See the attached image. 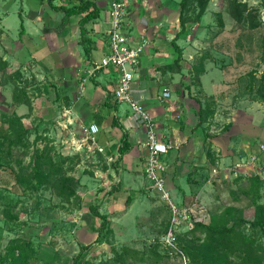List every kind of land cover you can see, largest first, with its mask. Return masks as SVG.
Wrapping results in <instances>:
<instances>
[{
    "label": "rangeland",
    "instance_id": "rangeland-1",
    "mask_svg": "<svg viewBox=\"0 0 264 264\" xmlns=\"http://www.w3.org/2000/svg\"><path fill=\"white\" fill-rule=\"evenodd\" d=\"M154 1L159 12L164 7L172 14L168 18L171 22L161 25L160 30L154 32V38H149V43L165 36L171 42L181 30V0ZM0 2L3 5L12 1ZM10 4L8 12L0 10V25L7 34L6 41L17 51L21 0ZM147 17L142 16V23L146 24ZM184 19L185 31L176 40L182 49L179 61H175L177 54L173 46H168L172 52L168 65L176 69L177 80L174 83L170 78V84L160 82L158 90L167 85L179 94L182 90L189 92L178 104L182 112L184 108L193 111L195 119L200 106L210 112L206 122L194 128V140L201 144L206 161L196 167L194 174L200 176L186 203H195L199 221L205 224L229 226L239 217L264 222V152L259 164L248 172L235 175L231 170L244 152L238 144L245 143L246 149L257 150L264 143V99L260 97L264 89V0H190ZM162 28L166 32L161 31ZM158 47L154 46L156 50ZM1 57L8 62V73L19 70L20 73L15 75L16 81L12 79L2 84L0 69V126L11 116H24L30 148L28 153H24L21 146L0 153V252L11 238L22 237L31 242L40 264H71L82 245H90L85 258L95 263L119 264L115 251L132 248L154 258L150 250L158 243V252L164 258L158 262L148 259L133 264H190L185 253L184 256L168 253L160 243L170 212L154 196L150 183L141 174L123 170V184L111 194L109 191L117 183L115 175L109 172L98 176L93 164L82 161L78 154L67 153L61 142L65 133L57 128L66 100L54 77L47 75L35 61L20 64L17 52L11 55L0 44ZM16 83L26 88L27 100L21 104L13 103ZM257 132H260L258 136ZM211 139L217 140V145ZM217 147L223 149L217 151ZM37 148L50 154L53 162L69 157L64 162L63 173L78 181L75 196L60 197L50 184L35 189L20 183L18 175L31 168ZM214 168L218 173H213ZM109 175L113 183L109 182ZM253 175H258L261 182L253 183ZM171 192L176 199L175 190ZM115 193L131 194L133 204L127 206L123 199L111 201L109 194L114 196ZM114 202L119 212L112 211H115ZM92 204H98L100 212L115 215L110 224L113 233L99 243L96 237L101 220L89 210ZM7 210L10 216L5 214ZM189 227L184 226L182 233ZM240 230L250 237L256 248L264 250L262 228H254L247 222ZM186 238L191 237L186 235ZM191 240L201 243L195 238Z\"/></svg>",
    "mask_w": 264,
    "mask_h": 264
},
{
    "label": "crops",
    "instance_id": "crops-1",
    "mask_svg": "<svg viewBox=\"0 0 264 264\" xmlns=\"http://www.w3.org/2000/svg\"><path fill=\"white\" fill-rule=\"evenodd\" d=\"M94 1L100 8V15L95 21L88 24L89 29L86 35L90 37V44L93 47L90 57L86 56L84 47L80 43L79 19L81 15L67 16L64 12L52 8L47 0H21L18 9L21 23L18 30L17 51L6 41L7 34L1 25L0 44L11 55L17 52V62L20 64L35 61L41 69L46 71L47 75L53 76L56 85L61 86V94L64 95L65 100L70 101L75 116L85 122L96 121L101 128V141L107 143L112 152H115L121 145V138L124 134L121 126L127 128L130 148L122 156L118 169L107 170V166H105L101 172L102 175H108L111 172V175L116 176L117 183L114 185L116 186L114 191H116L123 184V170L127 169L133 174H141L144 177L142 169L144 149L139 145V141L146 136V127L131 118V111L127 103L116 102L113 99L111 92L116 86L117 80L115 68L100 69L91 77L86 72L89 68V60L100 59L108 50L106 30L110 23V0ZM1 2L0 10L8 12L12 2H6L3 5ZM127 2L126 26L134 34L144 33L148 38L153 39L154 32L160 30L161 25H168L171 22L168 18L172 12H166L164 7L159 12L158 8L154 7V0H127ZM53 3L60 5L66 4V1L54 0ZM144 15L148 16L145 19L146 24L142 23ZM1 20L0 15V22ZM163 31L166 32V29ZM155 45L158 47L157 50L154 48ZM170 45L172 46V43L167 40L166 36L165 39H155L149 43L142 54L131 95L151 113L159 126L163 140L170 145V149L164 157L168 164V170L165 173L167 185L171 191L175 190L177 201L186 203L196 185L188 181V174L206 161V155L201 144L195 141L193 136L198 117L195 119L196 114L185 108V111L182 112L178 104V101L186 99L189 92L185 93L182 90V93L179 94L175 89L163 85V88L171 90L172 96L165 103H160L158 100V95L162 91L158 90L160 82L170 84V78L174 83L177 80L176 69L168 65L172 61V52L168 47ZM259 133L257 132L255 135L258 136ZM242 139H244V134H242ZM211 140L217 145V140ZM229 143L233 144V142ZM238 145L243 147L242 156L245 155V143ZM221 149L223 147H217V151H221ZM199 176L198 173L193 174L195 179H199ZM109 182L113 183L112 178ZM111 194H109L111 201L116 199L115 202L121 199L126 201L129 196V194L127 196ZM130 196L133 197L131 194ZM115 202L112 203L115 211H112L119 212L117 211L118 204ZM113 216L115 217V215Z\"/></svg>",
    "mask_w": 264,
    "mask_h": 264
},
{
    "label": "trees",
    "instance_id": "trees-1",
    "mask_svg": "<svg viewBox=\"0 0 264 264\" xmlns=\"http://www.w3.org/2000/svg\"><path fill=\"white\" fill-rule=\"evenodd\" d=\"M54 0H47L49 5L55 10L64 12L67 16L81 15L79 19L81 39L80 43L84 47V52L87 57H90L92 46L90 44V37L86 35L89 27L88 24L95 21L100 15V8L94 0H62L66 1V4H54ZM190 0L180 1V15L179 21L181 24V30H179L175 37L172 39V46L177 54L175 61H179L182 57V49L177 44V38L185 31V19L184 11ZM1 37V31H0ZM8 62L0 58V69L3 71L2 84H7L12 79L16 81L15 75L20 73L15 71L12 74L7 72ZM26 88L20 87L16 83L15 91L13 94V103L21 104L26 102L25 99ZM24 94V97L22 96ZM59 94H57V99ZM260 97L264 99V89L260 93ZM66 105L70 106V101L66 100ZM210 112L206 107L200 106L198 110V123L197 126L203 125L207 120V114ZM22 115H14L9 117L0 126V153L5 150H12L14 146H21L24 153H28L29 147V130L23 123ZM206 147H210L207 143ZM130 148V142L128 140L127 131L124 132L121 138L120 153L123 156ZM209 152V150H207ZM209 154V153H208ZM77 156V155H76ZM121 156V158H122ZM1 157V155H0ZM69 158V157H68ZM63 157L60 160H54L50 154H45L40 148L35 150L31 168H27L21 171L18 175L19 181L23 186L38 188L41 185L47 186L50 184L54 191L60 197L71 198L76 194L77 180L70 176H66L63 173L64 162L68 159ZM208 158V155H207ZM207 160V164L209 163ZM20 163V160H18ZM195 170L188 174V181L197 183V179L193 177ZM206 179V177H205ZM253 183H260L258 175L251 177ZM116 186H114L109 192H113ZM127 205L131 203V196L126 199ZM100 206L98 204H92L89 206V210L92 214L101 220V224L98 228V234L96 237L97 242L106 241L113 233V229L110 226L111 216L114 213L100 212ZM10 216L11 213H5ZM169 222V217H168ZM249 222L254 228L260 227L264 230V222L261 221H249L243 217L235 219L232 225L216 226L213 224H205L200 221H195L192 225L182 233L180 229L176 234V243L178 247L185 253L189 259L190 264H264V250H259L250 240V237L241 232L243 224ZM168 224V223H167ZM167 228L165 229L166 232ZM164 232V233H165ZM201 241V243H193L194 240ZM203 235V236H202ZM163 245V241L160 240ZM90 245H82L79 253L73 258L71 264H104L102 262L95 263L93 260L85 258L84 253L89 249ZM168 253L174 252L170 247L164 246ZM159 245L155 243L152 250H150V257L148 254H140L137 250L124 247L122 251H115V257L119 260V264H133L142 263L150 259L152 262H158L161 256L158 252ZM135 253V254H133ZM131 256V257H130ZM132 258V260H130ZM0 264H40L36 250L32 247L31 242L22 237L11 238L0 252ZM151 264V263H150Z\"/></svg>",
    "mask_w": 264,
    "mask_h": 264
},
{
    "label": "built area",
    "instance_id": "built-area-1",
    "mask_svg": "<svg viewBox=\"0 0 264 264\" xmlns=\"http://www.w3.org/2000/svg\"><path fill=\"white\" fill-rule=\"evenodd\" d=\"M127 13V0L109 1L110 23L106 30L108 50L100 59H90L86 72L89 76H94L100 69L115 68L117 80L116 86L111 92L112 97L116 102L127 103L131 111V118L146 127V136L139 141V145L144 149L142 158L144 177L150 183L154 196L170 212L167 230L162 236L163 245L184 256V252L176 243V234L184 226H191L200 218L194 202L184 203L173 197L165 176L168 164L164 157L169 151L170 145L163 140L159 126L151 113L131 95L142 54L150 40L144 33L137 35L128 29L126 26ZM171 96V90L164 88L158 95V100L160 103H165L171 99ZM121 127L126 132L127 128ZM57 128L65 133L61 142L65 145L67 153L78 154L82 161L93 164L96 175H102L103 168L100 167L102 165L107 166V170L118 169L122 156L120 147L112 152L111 147L101 141V128L96 121H81L75 116L71 106L63 105L61 118L57 120ZM263 152L264 143H261L257 150L245 149V155L234 164L231 170L235 175L238 172H245V170L248 172V169L259 164ZM212 171L218 173L217 168Z\"/></svg>",
    "mask_w": 264,
    "mask_h": 264
}]
</instances>
